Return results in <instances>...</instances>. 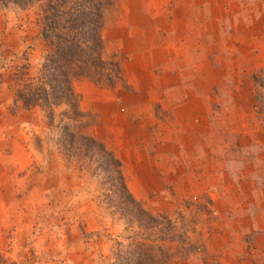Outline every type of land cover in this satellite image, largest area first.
Here are the masks:
<instances>
[{"label":"rangeland","instance_id":"rangeland-1","mask_svg":"<svg viewBox=\"0 0 264 264\" xmlns=\"http://www.w3.org/2000/svg\"><path fill=\"white\" fill-rule=\"evenodd\" d=\"M115 4L102 36L124 80L74 83L90 134L197 242L168 264H264V0ZM40 10L0 8V264H105L127 232L107 186L58 147L67 106L50 121L13 105L9 72L33 74L48 49Z\"/></svg>","mask_w":264,"mask_h":264},{"label":"trees","instance_id":"trees-1","mask_svg":"<svg viewBox=\"0 0 264 264\" xmlns=\"http://www.w3.org/2000/svg\"><path fill=\"white\" fill-rule=\"evenodd\" d=\"M36 3L40 4V32L48 49L33 74L29 61L9 72L13 105L40 107L50 121L55 118L54 108L67 106L57 118L58 147L107 186L111 194L105 198L127 232L126 238L115 241L113 258L105 264H168L187 258L199 248L197 242L185 237L184 227L176 226L171 215L153 213L133 196L120 158L90 134L95 115L80 110L74 89V83L83 78L102 87H114L124 80L122 64L106 53L102 36L115 0H0V8L26 9Z\"/></svg>","mask_w":264,"mask_h":264}]
</instances>
